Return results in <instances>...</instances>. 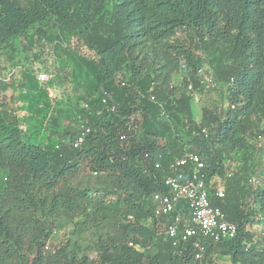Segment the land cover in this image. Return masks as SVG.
I'll list each match as a JSON object with an SVG mask.
<instances>
[{
  "label": "trees",
  "instance_id": "16d2710c",
  "mask_svg": "<svg viewBox=\"0 0 264 264\" xmlns=\"http://www.w3.org/2000/svg\"><path fill=\"white\" fill-rule=\"evenodd\" d=\"M37 25L58 30L39 27L37 35H49L58 64L49 87H69L76 112L61 131L48 88L28 76L57 137L51 147L34 143L3 94L12 85L0 79V264H199L175 253L152 202L187 152L202 156L207 182L224 180L226 196L211 191L212 204L239 224L236 237L213 250L232 264H264V231L248 229L255 220L264 226V185L249 183L264 175V0H0V50L43 40L32 33ZM105 95L117 113L105 110ZM196 95L213 99L200 121ZM79 116L92 133L74 148L66 140ZM133 117L139 132L124 144L119 136ZM235 154L242 157L230 169L225 163ZM86 169L103 175L105 187L71 185ZM108 200L121 220L99 239L96 258L68 240L47 249L57 221L75 234L93 225Z\"/></svg>",
  "mask_w": 264,
  "mask_h": 264
},
{
  "label": "rangeland",
  "instance_id": "374dc122",
  "mask_svg": "<svg viewBox=\"0 0 264 264\" xmlns=\"http://www.w3.org/2000/svg\"><path fill=\"white\" fill-rule=\"evenodd\" d=\"M39 27H41L43 31H48V33L52 31V35L58 33L57 29H47L46 25H37L32 28V33L36 34L37 38L41 36L37 35ZM45 36L47 38L49 37L48 34L42 35L41 37L43 40L36 42L34 45L29 44L26 40H22L20 44H12L9 47L1 49L0 79L6 77L7 82L12 85L11 88L3 94L11 108L15 109L17 115L20 116L26 137L34 143L41 144L45 147H51L57 137L52 133L54 128L48 118V110L44 109L42 114L39 113L40 104L42 102L40 103L38 100L37 91L30 90L33 83L30 84L28 77L30 76L34 82H36L37 74L40 72L47 73L50 76V80H52L56 74L55 68H57L58 64L52 53V45L45 40ZM182 80L183 72L174 75L173 85L180 86ZM49 82L44 84L38 82V85L42 88H48L49 101L51 107L54 109L52 113H55V117H59L60 123L63 126L61 128L62 131V129L68 125L69 119L72 118V115L76 112V97L69 87H49ZM203 99L204 101H200L199 96L196 95L193 100V111L197 120H200L202 117L201 109L203 104L210 103L209 100L213 101L210 97H204ZM216 100H218V98ZM71 129L76 133L78 127L71 126ZM241 157L242 154H235L233 159L225 163L226 166H229L230 169L235 168ZM105 180L103 175H95L86 169L70 183L81 189H98L105 187ZM111 202V200H108L101 206L100 213L102 214L93 222V225L88 228L86 225H81V229L75 234L72 232V225L65 226L63 221H57L48 240L47 249L49 251H55L63 242L68 240L71 241L72 245L75 244L82 249L84 254L89 255L91 258H96V246L99 239L101 237L105 238L114 231L115 225L121 220V210L117 206L111 204ZM252 210L258 211L257 207H253ZM87 211L89 214L94 215L93 206L89 207ZM254 218L257 219L256 217ZM81 219V216H79L76 221H81ZM248 229L252 233L262 234L264 226L255 220ZM220 261H229V259L220 258Z\"/></svg>",
  "mask_w": 264,
  "mask_h": 264
},
{
  "label": "built area",
  "instance_id": "2783aa9c",
  "mask_svg": "<svg viewBox=\"0 0 264 264\" xmlns=\"http://www.w3.org/2000/svg\"><path fill=\"white\" fill-rule=\"evenodd\" d=\"M39 83H48L47 73L37 74ZM124 86L125 83H122ZM150 100L161 108L162 118H167L164 104L155 96ZM105 110L110 114L117 113L115 104L105 95L102 99ZM81 107L89 109V103L82 102ZM138 117H133L127 123L128 130L120 133L119 139L127 143L139 132ZM92 133L87 119L79 116L78 130L74 139H67L74 148H80ZM203 133L208 136V130ZM59 148V145L56 146ZM172 168L174 173L164 178L166 192H156L152 195L154 216L159 222L160 233L169 240L175 253L183 259H189L199 264H232L229 257L221 256L213 250L218 243L231 240L239 231V224L227 219L220 207L212 204L211 191H215L219 199L226 196V186L220 176L206 181V162L197 152H187L176 159ZM98 175V173H94ZM250 185L258 189L264 184V175H254L249 179ZM228 258L229 261H220Z\"/></svg>",
  "mask_w": 264,
  "mask_h": 264
},
{
  "label": "crops",
  "instance_id": "0c3cea01",
  "mask_svg": "<svg viewBox=\"0 0 264 264\" xmlns=\"http://www.w3.org/2000/svg\"><path fill=\"white\" fill-rule=\"evenodd\" d=\"M197 120V119H196ZM197 121H200V120H197Z\"/></svg>",
  "mask_w": 264,
  "mask_h": 264
}]
</instances>
